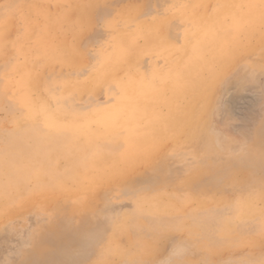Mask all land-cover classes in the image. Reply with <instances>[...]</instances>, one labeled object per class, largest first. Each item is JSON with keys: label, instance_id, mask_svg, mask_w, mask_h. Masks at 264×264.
<instances>
[{"label": "rangeland", "instance_id": "obj_1", "mask_svg": "<svg viewBox=\"0 0 264 264\" xmlns=\"http://www.w3.org/2000/svg\"><path fill=\"white\" fill-rule=\"evenodd\" d=\"M243 1L0 0V264H264V4Z\"/></svg>", "mask_w": 264, "mask_h": 264}, {"label": "bare ground", "instance_id": "obj_2", "mask_svg": "<svg viewBox=\"0 0 264 264\" xmlns=\"http://www.w3.org/2000/svg\"><path fill=\"white\" fill-rule=\"evenodd\" d=\"M233 2L234 1H239V0H232ZM245 1V2H244ZM243 1V3H246L247 4V6L248 7H253V8H255V9H258L259 7H260V4L261 3H263L264 4V0H244ZM245 4V5H246ZM211 5V4H210ZM212 6V5H211ZM166 17V16H165ZM256 17V16H255ZM245 18H247V17H245ZM251 19H255L253 16H251L250 17ZM138 29V28H137ZM172 36V35H171ZM133 37H135V36H133ZM241 37V36H240ZM135 39V38H134ZM228 62V61H227ZM134 67V66H133ZM132 67V68H133ZM177 67V66H176ZM178 68V67H177ZM224 68V67H223ZM225 69H226V67H225ZM216 71V70H215ZM220 71V70H219ZM216 74V73H215ZM178 75V74H177ZM121 80V79H120ZM187 81H188V78L186 79ZM185 80V81H186ZM194 80V79H193ZM203 80V79H202ZM116 82V81H115ZM184 84H185V82H184ZM122 85H124V83L122 84ZM190 85V84H189ZM204 85V84H203ZM180 86V85H179ZM184 86V85H183ZM186 86H187V84H186ZM189 87V86H188ZM166 88V87H165ZM184 88V87H183ZM44 89V88H43ZM157 89V88H156ZM174 89V88H173ZM167 90V89H166ZM180 90V89H179ZM51 91V90H50ZM49 91V92H50ZM168 91V90H167ZM181 92L183 91V89L182 90H180ZM196 91V90H195ZM170 92V91H169ZM201 92H202V90H201ZM203 92H205V91H203ZM145 94V93H144ZM47 95V94H46ZM50 95V94H49ZM181 94H179L178 96H179V98L181 97L180 96ZM196 95V94H195ZM194 95V96H195ZM200 95V94H199ZM200 96H202V95H200ZM60 98V97H59ZM140 99V98H139ZM198 99H200V98H198ZM146 100V99H145ZM178 101V100H177ZM176 101V102H177ZM202 101V100H201ZM141 102H143V101H141ZM148 102V101H147ZM146 102V103H147ZM192 102H193V100H192ZM54 103V102H53ZM178 103V102H177ZM195 103V102H194ZM69 104V103H68ZM138 104V103H137ZM142 104V103H141ZM163 104V103H162ZM173 104V103H172ZM198 104V103H197ZM154 105V104H153ZM152 105V106H153ZM170 105V104H169ZM182 105V104H181ZM50 106V105H49ZM53 105H51V107H52ZM115 106V105H114ZM133 106H134V104H133ZM155 106V105H154ZM161 106V105H160ZM168 106V105H167ZM116 107V106H115ZM122 107H124V106H122ZM126 107V106H125ZM159 107V106H158ZM180 107V106H179ZM193 107H197V106H193ZM210 107V106H209ZM118 108V106L116 107V109ZM120 108V107H119ZM141 108V107H140ZM178 108V107H177ZM191 108H192V106H191ZM57 109V108H56ZM146 112H148V108H143ZM176 109V108H175ZM194 109H196V108H194ZM40 110V109H39ZM120 110V109H119ZM183 110V109H182ZM139 111V110H138ZM194 111V110H193ZM113 111L112 110H110V113L111 114H114V113H112ZM122 112V111H121ZM143 113H144V111H142ZM141 112V113H142ZM102 113H105V112H102ZM118 113V112H117ZM138 113V112H137ZM149 113V112H148ZM157 113V112H156ZM204 113V112H203ZM40 114V113H39ZM146 114V113H145ZM155 114V113H154ZM194 114V113H193ZM200 114V113H199ZM104 115V114H103ZM149 115V114H148ZM156 115V114H155ZM154 115V116H155ZM168 115H169V113H168ZM171 115V114H170ZM173 115V114H172ZM100 116H102V115H100ZM181 116V115H180ZM191 116V111H189V110H183L182 111V118H183V121L187 118V117H189L188 118V120H191V122H192V119L193 118H191L190 117ZM98 117V116H97ZM103 117V116H102ZM101 117V118H102ZM165 117V116H164ZM169 117V116H168ZM90 118V117H89ZM96 118V117H95ZM100 118V117H99ZM145 118H148V117H145ZM25 119H27V118H25ZM199 119H201V116H200V118ZM30 120V119H29ZM95 120H97V119H95ZM182 120V119H181ZM180 120V121H181ZM207 120V119H206ZM30 122V121H29ZM65 122V121H64ZM138 122V121H137ZM142 122V121H141ZM169 122V121H168ZM26 123V122H25ZM24 123V124H25ZM57 123V122H56ZM140 123V122H139ZM170 123V122H169ZM178 123H179V121H178ZM200 123V122H199ZM198 123V124H199ZM100 124V123H99ZM156 124V123H155ZM161 124V123H160ZM183 124V123H182ZM186 125H187V123H185ZM23 125V124H22ZM153 125V124H152ZM176 125H177V123H176ZM184 125V124H183ZM98 126V125H97ZM190 126V125H189ZM141 127V126H140ZM156 127V126H155ZM144 128V127H143ZM158 128V127H157ZM19 129V128H18ZM60 129V128H59ZM69 130H66L65 132L63 131L62 133L64 134V133H67V132H69L70 134H76L75 136L77 137L78 136V134H80V133H82L83 132V128H77V127H69L68 128ZM150 129V128H149ZM168 129V128H167ZM172 129H174V127L172 128ZM190 129H192L193 130V128H192V126H191V128ZM100 130V129H99ZM133 130V129H132ZM17 131V130H16ZM139 131H140V129H139ZM184 131H186L185 129H184ZM51 132V131H50ZM50 132H49V134H50ZM75 132V133H74ZM156 132V131H155ZM162 132V131H161ZM19 133V132H18ZM52 133V132H51ZM124 133V132H123ZM130 133V132H129ZM153 133H154V131H153ZM40 134V133H39ZM125 134V133H124ZM160 134V133H159ZM182 134V133H181ZM207 134V133H206ZM134 135H137V134H134ZM154 135H156V133H154ZM182 135H184V134H182ZM43 137V136H42ZM60 138H61V135L59 136ZM115 137V136H114ZM136 137V136H135ZM182 137V136H181ZM184 137V136H183ZM78 138V137H77ZM137 138V137H136ZM138 139V138H137ZM121 140V139H120ZM62 140H59V141H51V140H49V141H47V143H51V144H54V143H60ZM117 141V140H116ZM138 141V140H137ZM182 141V140H181ZM118 142H120V141H118ZM143 142V141H142ZM185 142V141H184ZM66 143H69V144H77V142L76 143H74V142H71V141H67ZM125 143V142H124ZM86 144V143H85ZM84 144V145H85ZM117 144V143H116ZM119 144V143H118ZM149 144V143H148ZM126 145V144H125ZM66 147V146H65ZM105 147H106V145H105ZM104 147V148H105ZM83 148H85V146H83ZM75 149V148H74ZM87 149V148H86ZM103 149V148H102ZM104 150V149H103ZM58 151H59V149H58ZM62 151V150H61ZM70 151V150H69ZM77 151H79V150H77ZM16 152V151H15ZM18 152V151H17ZM97 152H98V150H97ZM96 152V153H97ZM81 153H82V150H81ZM103 153V152H102ZM60 154V153H59ZM101 154V153H100ZM75 155H77V154H75ZM79 155V154H78ZM103 155V154H102ZM102 155H100V157L102 156ZM120 155V154H119ZM58 156V155H57ZM60 156V155H59ZM58 156V157H59ZM74 156V155H73ZM93 156V155H92ZM94 156H95V154H94ZM91 157V156H90ZM89 157V158H90ZM96 157V156H95ZM71 158V157H70ZM73 158V157H72ZM88 158V159H89ZM102 158V157H101ZM104 158V157H103ZM92 159V158H91ZM121 159V158H120ZM96 160V159H95ZM100 160V159H99ZM2 161V160H1ZM85 161H86V159H85ZM89 161V160H88ZM97 161V160H96ZM101 161V160H100ZM102 161H103V159H102ZM118 161H121V160H118ZM11 162V161H10ZM18 162V161H17ZM53 162V161H52ZM57 163V162H56ZM94 163H95V161H94ZM109 163V162H108ZM96 165H97V163H95ZM99 164V163H98ZM100 164H101V162H100ZM122 165H124V164H122ZM33 167V166H32ZM77 167V166H76ZM80 167V166H79ZM86 167V166H85ZM80 169H82V168H80ZM85 172V171H84ZM84 172H82L83 174H84ZM79 173H80V171H79ZM68 174V173H67ZM64 178V177H63ZM95 178V177H94ZM3 179V178H2ZM105 179V178H104ZM91 181H92V179H90ZM98 183V182H97ZM100 183V182H99ZM90 185H91V183H90ZM86 187H89V186H86ZM91 187V186H90ZM85 189V188H84ZM90 190V189H89ZM88 190V191H89ZM84 191V190H83ZM74 192V191H73ZM85 192V191H84ZM159 192V191H158ZM69 193V192H68ZM76 194H77V191L75 192ZM81 193H83V192H81ZM156 194H157V192H155ZM8 194V193H7ZM72 194V193H71ZM150 194V193H149ZM148 194V195H149ZM155 194V195H156ZM260 194V193H259ZM5 195V194H4ZM69 195V194H68ZM176 195V194H175ZM6 196V195H5ZM18 196V195H17ZM159 196H161V195H159ZM177 196V195H176ZM8 197V196H7ZM145 197V196H144ZM146 197H148V196H146ZM163 197V196H162ZM191 197V196H190ZM261 197V196H260ZM13 198V197H12ZM9 199V198H8ZM149 199H152V198H149ZM157 199H159V198H157ZM163 199V198H162ZM180 199V198H179ZM251 199V198H250ZM254 199V198H253ZM148 200V199H147ZM155 200V199H154ZM195 200V199H194ZM252 200V199H251ZM255 200V199H254ZM139 201V200H138ZM164 201V200H163ZM169 201V200H168ZM250 201V200H249ZM178 203V202H177ZM185 203V202H184ZM241 203V202H240ZM145 204H148V203H146L145 202ZM186 205V204H185ZM201 205V204H200ZM251 205V204H250ZM7 206V205H6ZM145 206H147V205H145ZM144 207V206H143ZM152 207V206H151ZM162 207V206H161ZM166 207H167V205H166ZM169 207V206H168ZM187 207V206H186ZM207 207H208V205H207ZM252 207V206H251ZM155 208V207H154ZM153 208V209H154ZM171 208V207H170ZM180 208V207H179ZM185 208V207H184ZM253 208H255V205H254V207ZM258 208V207H257ZM156 209H158V208H156ZM155 209V210H156ZM159 209H161L160 207H159ZM172 209H174V208H172ZM178 209V208H177ZM161 210H163V208L161 209ZM161 210H159V211H161ZM166 210V209H165ZM164 210V211H165ZM168 210V209H167ZM184 210V209H183ZM260 210H261V208H260ZM259 210V211H260ZM263 210V209H262ZM261 210V211H262ZM186 211V210H185ZM260 211V212H261ZM160 213V212H159ZM257 213V212H256ZM159 215V214H158ZM245 217V216H244ZM140 219V218H139ZM240 220V219H239ZM230 221V220H229ZM196 223V222H195ZM196 225H197V223H196ZM200 226V225H199ZM229 226H231V225H229ZM200 228H201V226H200ZM208 228H209V226H208ZM203 229V228H202ZM204 229H207V228H204ZM229 229H231V228H229ZM195 231V230H194ZM209 231V230H208ZM230 231H232V230H230ZM194 233V232H193ZM195 233H196V231H195ZM189 234H191V233H189ZM199 234V233H198ZM200 234H201V231H200ZM115 235V234H114ZM235 235H237V234H235ZM192 237V236H191ZM196 237V236H195ZM235 237V236H234ZM233 237V238H234ZM205 241V240H204ZM148 243V242H147ZM147 243H146V245H147ZM206 243V242H205ZM202 244V243H201ZM150 245V244H149ZM198 245V244H197ZM206 245H208V244H206ZM210 246V245H209ZM203 247V246H202ZM213 247V246H212ZM215 247V246H214ZM216 247H218L217 245H216ZM208 248V247H207Z\"/></svg>", "mask_w": 264, "mask_h": 264}, {"label": "snow or ice", "instance_id": "obj_3", "mask_svg": "<svg viewBox=\"0 0 264 264\" xmlns=\"http://www.w3.org/2000/svg\"><path fill=\"white\" fill-rule=\"evenodd\" d=\"M168 264H176V261L175 260H169Z\"/></svg>", "mask_w": 264, "mask_h": 264}]
</instances>
